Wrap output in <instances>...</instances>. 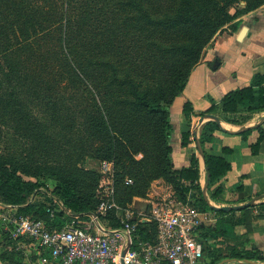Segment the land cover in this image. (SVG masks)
Here are the masks:
<instances>
[{
    "label": "trees",
    "instance_id": "1",
    "mask_svg": "<svg viewBox=\"0 0 264 264\" xmlns=\"http://www.w3.org/2000/svg\"><path fill=\"white\" fill-rule=\"evenodd\" d=\"M263 4L264 0H0V138L6 144L0 154L2 202L50 222L48 211L20 204L25 195L56 181L54 192L64 206L86 216L98 205L103 175L86 169L84 161L98 156L113 159L115 198L123 208L134 195L145 194L152 179L163 177L179 199L190 194L199 211L216 212L212 224L199 226L204 254L208 238L225 235L223 222L248 225L252 206L235 218L234 210L212 207L203 194L193 125L208 114L263 110L264 75L256 74L251 84L212 100L202 111L194 109L184 88L218 29ZM231 25L230 32L236 31V24ZM177 97L182 98L186 117L181 145L196 148L190 164L181 167L175 166L171 145V107ZM216 129H222L217 121L202 125V147ZM263 138L261 132L251 145L253 153ZM139 152L140 159L135 156ZM203 152L209 188L227 175L231 164L223 156ZM220 191L218 187L215 193ZM258 205L264 216V202ZM52 208V225H63L69 217L62 208ZM116 218L111 211L113 226L120 225ZM134 221L137 237L156 240L154 220ZM209 253V264L224 257L264 264L259 250L233 247L226 254Z\"/></svg>",
    "mask_w": 264,
    "mask_h": 264
},
{
    "label": "crops",
    "instance_id": "2",
    "mask_svg": "<svg viewBox=\"0 0 264 264\" xmlns=\"http://www.w3.org/2000/svg\"><path fill=\"white\" fill-rule=\"evenodd\" d=\"M240 19L243 28L239 27L234 32L223 31L217 35L213 47L208 49L190 73L184 94L192 101L196 111L204 110L212 100L219 101L231 90L251 84L256 74L264 75V4ZM255 88L258 90V87ZM182 102V98L177 97L171 107L173 122L171 145L176 167L189 165L191 156L196 151L194 146L181 145V132L186 128ZM257 105L256 101L255 106ZM216 116L222 129H216L211 133L203 149L208 154L223 156L230 162L231 169L220 181L207 187L208 203L214 208H221L241 205L254 197L258 199L251 205L250 216L247 218L248 225L225 221L222 223L225 235L207 239L208 251L205 252L201 264H209L212 261L209 250H215L217 255L226 254L233 247L243 251L259 250L264 253V216L260 214L258 205L264 202V195L257 196L259 192L264 194V138L257 153H253L251 148L260 133L264 132V109L253 112L244 110L237 115ZM242 116L246 119L243 123L225 118L238 119ZM207 121L216 120L213 116L203 117L197 123L198 137L202 125ZM198 157L200 182L203 186L207 176L206 167L200 154ZM218 187L221 191L215 193ZM231 210L235 211V218H239L241 209ZM206 214L208 222L205 221L204 224H212L218 218L214 211L209 210ZM39 253L40 249L31 240L18 244L16 240H10L0 226V264H27V256L35 257ZM221 261H224L223 264H246L242 259L230 257H224L217 263Z\"/></svg>",
    "mask_w": 264,
    "mask_h": 264
},
{
    "label": "built area",
    "instance_id": "3",
    "mask_svg": "<svg viewBox=\"0 0 264 264\" xmlns=\"http://www.w3.org/2000/svg\"><path fill=\"white\" fill-rule=\"evenodd\" d=\"M100 171L103 178L95 211L71 216L61 226L52 225L54 208L47 209L48 222L0 201L3 230L18 244L31 240L40 249L37 256H27V264H201L205 245L198 231L208 219L206 212L189 201L170 200L154 205L151 215L135 217L130 208L122 211L116 201L114 162L103 160ZM111 211L120 225L110 223ZM134 219L154 220L156 240L137 237Z\"/></svg>",
    "mask_w": 264,
    "mask_h": 264
},
{
    "label": "rangeland",
    "instance_id": "4",
    "mask_svg": "<svg viewBox=\"0 0 264 264\" xmlns=\"http://www.w3.org/2000/svg\"><path fill=\"white\" fill-rule=\"evenodd\" d=\"M233 10H234L233 7L229 8V11L232 13L234 12ZM242 16L236 18L233 22L226 24L224 25V27L218 29V31L214 34L211 41L207 45H205L204 49L202 50L201 58L208 51V49L213 47L214 39L216 38L217 35H219L223 31L228 32L232 30L231 24H234V25L236 24L237 28L241 27L242 19L240 18ZM1 129L2 127L0 125V130ZM4 142H5L4 139L0 138V154L3 153L4 150L6 149V144ZM135 156L138 159H140L143 156V154L139 152ZM103 160H111V158H101L98 156L87 157L84 161V166L86 167V169H92V170H95L96 172H100V164ZM24 178L28 180H32V181L36 180L35 177H30V176H27ZM55 186H56V181H50L48 182L46 187L42 186L38 189H35L33 193L25 195L26 201L20 205L24 207L31 205L30 207L35 208L36 210L40 209L41 213H46L47 209L52 208V207L62 208L65 211V215H67L68 217L74 216V213L68 210L64 206L62 200L55 194L54 192ZM97 188L95 189L96 194H97ZM170 200H175L177 202H188L189 201L192 204V198L190 194H187L185 200L179 199L175 195L172 185L169 182H167L163 177H158V178L152 179L150 183L146 186L145 194L134 195L132 201L128 202V204L126 205V207L123 208L122 211H125V209L130 208L132 210V214L135 217L147 216V215H151V208L154 205L160 206V205H163L169 202ZM0 201L2 202L1 197H0ZM146 204H150L151 207L147 208ZM206 222H208V219H206Z\"/></svg>",
    "mask_w": 264,
    "mask_h": 264
},
{
    "label": "water",
    "instance_id": "5",
    "mask_svg": "<svg viewBox=\"0 0 264 264\" xmlns=\"http://www.w3.org/2000/svg\"><path fill=\"white\" fill-rule=\"evenodd\" d=\"M205 116H213L215 118V120L218 122L219 121V118L214 115V114H208V115H205ZM203 116V117H205ZM201 117L200 119H198L196 121V123L193 125V132H194V135H195V139H196V146L198 148V151H199V154L201 155V158H202V161L204 162V165H205V159H204V152H203V147H202V144L199 140V137L197 136L196 134V129H197V123L203 118ZM208 179H209V174L207 173V176H206V182L204 183V185L202 186V190H203V194L205 195L206 197V190H207V185H208ZM207 199V197H206ZM258 199V197H254L252 198L251 200H249L248 202L244 203V204H241V205H235V206H222L221 209L223 210H231V209H235V210H238V209H243L245 207H249L251 205L254 204V202ZM213 207V206H212ZM224 261H221L217 264H223Z\"/></svg>",
    "mask_w": 264,
    "mask_h": 264
}]
</instances>
